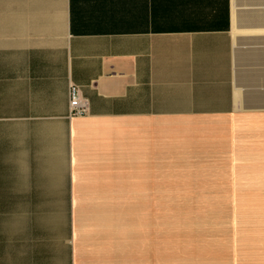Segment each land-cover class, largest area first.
I'll list each match as a JSON object with an SVG mask.
<instances>
[{
    "label": "crops",
    "instance_id": "obj_1",
    "mask_svg": "<svg viewBox=\"0 0 264 264\" xmlns=\"http://www.w3.org/2000/svg\"><path fill=\"white\" fill-rule=\"evenodd\" d=\"M261 148L264 0H0V264H240L235 195L190 261L156 189L220 172L229 202Z\"/></svg>",
    "mask_w": 264,
    "mask_h": 264
},
{
    "label": "clouds",
    "instance_id": "obj_2",
    "mask_svg": "<svg viewBox=\"0 0 264 264\" xmlns=\"http://www.w3.org/2000/svg\"><path fill=\"white\" fill-rule=\"evenodd\" d=\"M225 177L209 172L195 178L185 189H156L165 209L176 205L174 212H164L156 229V250L179 253L190 261L203 253L216 254L218 225L225 196ZM182 195L186 199H171ZM227 195H233L238 208V249L240 264H264V148L254 152L243 170L227 176Z\"/></svg>",
    "mask_w": 264,
    "mask_h": 264
},
{
    "label": "built area",
    "instance_id": "obj_3",
    "mask_svg": "<svg viewBox=\"0 0 264 264\" xmlns=\"http://www.w3.org/2000/svg\"><path fill=\"white\" fill-rule=\"evenodd\" d=\"M89 108V101L84 97L78 85L71 83L68 87V115L85 114Z\"/></svg>",
    "mask_w": 264,
    "mask_h": 264
},
{
    "label": "rangeland",
    "instance_id": "obj_4",
    "mask_svg": "<svg viewBox=\"0 0 264 264\" xmlns=\"http://www.w3.org/2000/svg\"><path fill=\"white\" fill-rule=\"evenodd\" d=\"M176 209V205H172L170 208V211L174 212ZM232 209V204L229 202H223V208H222V216L220 217V222H225L228 221L229 219L226 218L227 214V210H231ZM125 222H123L124 224Z\"/></svg>",
    "mask_w": 264,
    "mask_h": 264
}]
</instances>
